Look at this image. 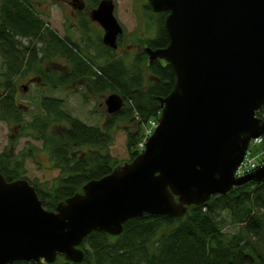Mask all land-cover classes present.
I'll return each instance as SVG.
<instances>
[{
  "label": "water",
  "instance_id": "obj_1",
  "mask_svg": "<svg viewBox=\"0 0 264 264\" xmlns=\"http://www.w3.org/2000/svg\"><path fill=\"white\" fill-rule=\"evenodd\" d=\"M167 11L165 47H146L149 63L168 61L176 74L145 150L109 174L47 209L33 184L8 181L0 168V264L81 263L87 235L123 233L124 223L146 213L171 218L213 195L249 181L264 182V164L237 177L251 139L264 135V0H149ZM114 0H101L91 17L118 48L124 29ZM124 98L106 99L108 114Z\"/></svg>",
  "mask_w": 264,
  "mask_h": 264
},
{
  "label": "trees",
  "instance_id": "obj_2",
  "mask_svg": "<svg viewBox=\"0 0 264 264\" xmlns=\"http://www.w3.org/2000/svg\"><path fill=\"white\" fill-rule=\"evenodd\" d=\"M98 2L92 0L94 6ZM43 3L0 0V120L18 125L21 134L42 141L53 167L60 172L51 187L29 181L43 205L56 210L60 202L83 192L90 180L109 174L140 154L138 144L145 127L150 119L159 118L160 98L170 94L176 74L166 60L150 64L144 50L128 62L127 57H118L115 49L106 46L102 37L101 53L93 57L77 41L55 32L39 10ZM157 14L155 37L140 42L152 48L169 43L164 25L168 12ZM22 39L29 43L24 45ZM55 61L64 64L62 69L52 65ZM28 75H33L36 84L53 90L84 80L85 97L111 90L122 95L124 105L119 112L107 115L102 124L91 125L71 115L64 108V99L43 96L41 113L26 120L23 112L27 107L16 99L15 80ZM258 115L264 119V105ZM121 127L127 137L128 161L110 153ZM38 150L30 145L18 153L8 149L0 152V168L6 179H27L26 159H35ZM228 225L238 229L227 231ZM81 247L85 251L81 263L60 254L54 263L32 260L13 264H264V182L249 181L227 194L213 195L203 204L188 206L180 217L146 213L130 218L119 236L93 231Z\"/></svg>",
  "mask_w": 264,
  "mask_h": 264
},
{
  "label": "rangeland",
  "instance_id": "obj_3",
  "mask_svg": "<svg viewBox=\"0 0 264 264\" xmlns=\"http://www.w3.org/2000/svg\"><path fill=\"white\" fill-rule=\"evenodd\" d=\"M45 1L46 0H44V2ZM116 1V16L120 23L123 24L126 32L121 45L116 50V54L118 57H127V61L131 62L138 52L139 42L142 41L141 37H153L156 35L158 14L143 6L146 0ZM89 4L91 9V0H89ZM41 6H47L44 10V15L50 25L59 33L62 35L72 33L75 38L77 37L75 40L81 44L83 49L90 52L93 57L101 53L99 38L101 34L100 26L92 24L89 20L85 21V23L87 22V26H85V23L78 22V18L74 15L69 5L63 0H50ZM73 24H75V26L72 27ZM22 42L24 45L29 43L27 39H22ZM38 46H40V44H38ZM99 62L101 61L99 60ZM49 66L51 67L52 65L49 64ZM2 67L3 62L0 57V73ZM149 75L147 72L146 78H148ZM30 78H33V75L15 80L18 101L27 106V109L23 112L26 120L41 113L39 103L43 96H54L64 99V108L68 110L71 115L91 125L102 124L106 116L109 115L106 106L107 97L112 93H118L111 90L101 94H93L91 92L88 97H85L84 94L87 92V88L84 86V80H77L63 88L53 90L49 89L46 85L36 84L34 80L29 81ZM23 85L28 86V88L25 90ZM126 139V133L123 127H121L117 130L114 145L110 147V153L120 161H128L130 159V152L126 144ZM30 145H36L39 150L36 153L35 159H26L24 177L30 181L47 183L49 187H51L60 171L53 167L49 153L43 149L42 141L35 139L33 136L21 134V129L18 125H10L0 120V152L8 149L13 153H18L23 148ZM263 152L264 145H261L255 149V156L261 160L264 155ZM237 229L238 228L234 225H228L226 227V230L231 232H235ZM60 262L63 261L61 260ZM252 264L257 263L253 262Z\"/></svg>",
  "mask_w": 264,
  "mask_h": 264
},
{
  "label": "flooded vegetation",
  "instance_id": "obj_4",
  "mask_svg": "<svg viewBox=\"0 0 264 264\" xmlns=\"http://www.w3.org/2000/svg\"><path fill=\"white\" fill-rule=\"evenodd\" d=\"M48 1H50V0H46L44 3L46 4ZM63 1H65V3L66 4H68L69 5V7L71 8V10H72V12L74 13V15L78 18V22H80V23H85V21H87V20H89V21H91V23L92 24H94V25H97V26H100V28H101V34H100V37L99 38H101L102 37V40H103V38H104V34H105V30H104V28L102 27V25H100L97 21H94L93 19H92V17H91V13H92V11L98 6V4L100 3V1L101 0H99V2H98V4L96 5V6H94L93 5V3L91 4L92 6H91V9H90V4H89V0H63ZM92 1V0H91ZM115 1V4H116V8H115V15H116V10H117V1L116 0H114ZM44 3L42 4V5H44ZM143 6L145 7V8H148V9H150L151 8V5H150V3H149V0H146V2L145 3H143ZM148 6H150V7H148ZM47 6H39V10H42L43 11V13H45V8H46ZM41 8V9H40ZM90 9V10H89ZM150 10H153L152 8L150 9ZM88 13V14H87ZM87 16H88V18H87ZM78 25V24H77ZM51 26V25H50ZM73 26H75V24H73L72 25V27ZM80 26H82V25H80ZM85 26H87V22L85 23ZM122 26H123V24H122ZM52 27V26H51ZM53 28V27H52ZM54 30H55V32L58 34V35H60L62 38H68V39H70V40H72V41H76L75 39H77V37L75 38L74 37V35L72 34V33H66L65 35L63 34H61V33H59L55 28H53ZM79 29V28H78ZM123 29H124V32H123V34H121L120 36H119V40H118V48H119V46L121 45V42L122 41H120V40H122L123 39V37L125 36V34H126V32H125V28H124V26H123ZM85 31V30H84ZM86 32V31H85ZM88 36V35H87ZM89 37V36H88ZM155 36H153V37H151L150 39H152V38H154ZM143 40H146L147 39V37H144V36H142L141 37ZM139 42V41H138ZM104 43V42H103ZM109 47V46H108ZM146 47H150V46H148V45H143L142 43H140L139 42V45H138V52L136 53V54H138V53H140V52H142L143 50L144 51H146L145 49H146ZM111 48V47H110ZM117 48V49H118ZM152 48V47H151ZM117 49H115V50H117ZM153 49H156V48H153ZM147 53V52H146ZM147 55H148V59H149V54L147 53ZM161 61H164V60H161ZM53 66H55L57 69H62V66H64V64L60 61H55V62H53V64H52ZM52 67V66H51ZM48 69H49V67H48ZM32 80V78H30L29 79V81H31ZM23 88L26 90L27 88H28V86H25V85H23ZM16 99L18 100V98H17V96H16ZM20 103V102H19ZM21 105H23V106H25V107H27L25 104H22V103H20ZM110 115V114H109Z\"/></svg>",
  "mask_w": 264,
  "mask_h": 264
},
{
  "label": "built area",
  "instance_id": "obj_5",
  "mask_svg": "<svg viewBox=\"0 0 264 264\" xmlns=\"http://www.w3.org/2000/svg\"><path fill=\"white\" fill-rule=\"evenodd\" d=\"M158 124H159V119L157 118H152L149 120L148 124L145 127L144 136L142 137V139L138 144V149L140 150V152L145 149L149 137L153 134ZM263 144H264V138L262 136L251 140V144L247 150V154L236 171L237 177L244 176L249 172L255 170L259 166L260 161H262L264 158V155L262 156L261 160H259L255 156V149Z\"/></svg>",
  "mask_w": 264,
  "mask_h": 264
}]
</instances>
